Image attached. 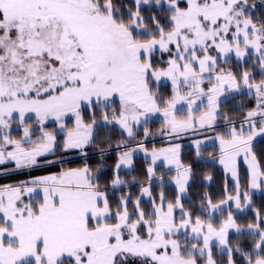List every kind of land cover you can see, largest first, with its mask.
Returning a JSON list of instances; mask_svg holds the SVG:
<instances>
[{
  "label": "snow or ice",
  "instance_id": "snow-or-ice-1",
  "mask_svg": "<svg viewBox=\"0 0 264 264\" xmlns=\"http://www.w3.org/2000/svg\"><path fill=\"white\" fill-rule=\"evenodd\" d=\"M131 3L134 10L122 0L119 6L116 0H0V164L32 169L40 157L54 154L57 132L46 129L49 120L62 132L65 150H83L93 141L97 113L103 125H118L131 139H136L134 127L146 125L153 113H162L161 134L172 138L211 128L220 115L221 96L243 88L255 107L238 121L225 115L227 131L216 137L235 195L213 203L205 194L204 216H193L182 203L192 169L180 160V144L149 153L143 142L128 148L120 141L117 148L128 150L117 157L110 180L114 192L136 183L120 177L122 167H132L135 151L151 157L148 183L135 197L129 191L110 199L88 165L0 185V264H237L236 253L243 264H264V215L257 210L254 222L240 225L225 209L234 201L240 210L241 196L245 205L252 203L239 182L241 155L248 186L264 185V170L252 152L253 140L264 136V79L256 81L247 69L220 67L230 54L238 61L254 54L264 76V18L254 22L248 0ZM145 8L148 15L142 14ZM157 52L168 57L159 65ZM161 79L171 83L167 99L158 91ZM205 98L207 107L201 110ZM177 105H186V116H178ZM14 125L19 137L12 135ZM150 135L145 127L144 137ZM194 143L199 155L203 141ZM160 160L177 172L174 201L163 191L153 195ZM145 198L150 207L144 206ZM233 230L252 237L249 250L230 241ZM217 254L226 259L218 260Z\"/></svg>",
  "mask_w": 264,
  "mask_h": 264
},
{
  "label": "trees",
  "instance_id": "trees-1",
  "mask_svg": "<svg viewBox=\"0 0 264 264\" xmlns=\"http://www.w3.org/2000/svg\"><path fill=\"white\" fill-rule=\"evenodd\" d=\"M253 0H248V2H251ZM117 5L121 3V0H116ZM122 3L124 5H127L129 7H133L131 0H122ZM134 10V7H133ZM251 8L248 9V14L250 12ZM123 11V9H121ZM152 11H156L155 8L152 9ZM144 15H148V9L145 8L143 10ZM254 16V21L255 15ZM167 55H162L161 53L157 52L154 56V63L158 64L160 63L161 59L167 60ZM162 66V65H161ZM220 67L223 68L225 71L228 69H231L235 72H237V69L243 68V66L240 64L239 61H236L234 58H231L228 60V63H221ZM250 67V66H249ZM247 68V67H246ZM248 69V68H247ZM171 93L169 90H165L163 93H161V98L165 99L166 97H169ZM162 106V105H161ZM255 107V100L254 97H250L249 95H246L245 93L241 92L236 95H233L231 98L226 99L222 101L220 104V115L217 116V122H220L222 126L217 127V129L221 130L227 125L225 119L223 118L225 115L229 117L233 121H238L243 118L245 112L251 108ZM178 116H182V113L178 111ZM160 121L159 119H155L153 122ZM224 126V127H223ZM239 126V125H237ZM221 127V128H220ZM211 133V130H205L198 134H190V135H184L176 138H158L155 141H147V146H150L151 144H154L156 146H161L167 143L177 142V141H184L188 140L190 138L201 136V135H207ZM139 134L141 132L139 131ZM165 137V136H164ZM139 141H142V137L138 135V138H136L134 141L130 140V143H137ZM109 143V142H108ZM103 146L105 148H108V144L104 143ZM182 154H181V162L185 166H191L192 172L190 176V181L188 182L187 187V196L183 199V204L186 209H190L193 213V216L201 215L204 216L203 213L200 211V205L202 203V200L205 197V194H207L209 197H211L213 203H218L220 200L224 199L225 196L228 193L233 192L235 187L230 184L228 178L222 171V169L219 167L217 163L212 162L209 160L208 156L209 153H211L214 148L213 145H208L203 148L199 149V155H197V150H195L193 147H191L188 144L183 143L182 144ZM104 149V148H103ZM88 155L82 159H76V160H69L62 163H56L49 166L39 167L36 169H47V168H58V167H64V166H82L84 164L88 165L92 172H99L97 174L99 176L98 183L100 184V187L102 189H106L110 194V199H115L117 196L121 194V192H110V180L113 176V167L115 166L117 157H116V151H110L108 153H104L101 155L100 152L94 153L92 150L87 151ZM252 152L256 155L257 160L260 162L261 169L264 170V138H261L257 140L253 146H252ZM57 153L50 155L49 158L56 156ZM105 155V156H104ZM59 157H63L62 154H60ZM105 167L103 170H101L102 167ZM100 167V168H99ZM98 169H100L98 171ZM164 167L162 165H158L155 169L156 172H160L163 170ZM240 177H241V184L243 188H247V180H246V171L242 165H240ZM125 178H135L138 183H136L133 186H130V191L133 192V194H138L140 191V184L141 182H146L145 179H147L146 169L141 167L133 168L130 172L120 173ZM172 172H168L163 175V177H167L169 175H172ZM211 177V179H207V177ZM26 177V171H18L15 173H8L0 175V183L4 180H14V179H24ZM159 188V187H158ZM160 188L165 189V195L167 200L174 201L177 191L175 187L170 183H165L160 186ZM227 189V191H226ZM227 192V194H226ZM149 204V203H144ZM231 210V207H228L226 209ZM260 211L261 215H264V193L260 194H253V200L251 203L250 208L242 213V214H236L235 218L238 224L240 225H247L250 222H254L256 211ZM226 211L224 213H216V216L219 218L223 215H226ZM229 239L231 242L235 243L239 241L241 246L245 250H249L251 243H252V237L248 235L247 233L243 234H237L236 232H230ZM217 253V252H214ZM218 259H220V255H217ZM223 257H221L222 259ZM237 261V264H243V258L240 256L239 253L235 254L234 257Z\"/></svg>",
  "mask_w": 264,
  "mask_h": 264
},
{
  "label": "rangeland",
  "instance_id": "rangeland-1",
  "mask_svg": "<svg viewBox=\"0 0 264 264\" xmlns=\"http://www.w3.org/2000/svg\"><path fill=\"white\" fill-rule=\"evenodd\" d=\"M248 4L252 6V7H250L251 10L249 12V15H255V19L256 20L254 22L259 23L260 20L262 18H264V0H253L251 2H248ZM161 15H163V13H161ZM251 51L252 50H250V52ZM231 58H234L236 61H238L234 54H230L229 59H231ZM255 59H256V57L253 54V55L246 56L244 58V60L239 61L240 64L243 66V68H241V69L238 68L237 72H240V71L245 70V69L248 68L247 70L253 71L255 80L259 81L260 79H264V76L261 75L258 65L255 64ZM221 63H223V62H221ZM154 88H156L155 84H154ZM165 90H169V92L171 93V83L167 79H161V81L158 82L159 94L161 95V93H163ZM241 92H243L246 95H248L247 94V89H243L242 88L238 93H241ZM238 93L237 92H231V93H227L226 92V93H224L223 96H221V101L229 99L233 95H236ZM167 98L168 97H166L165 99H167ZM117 103H118V100H117ZM161 107H163V105ZM206 107H207V103H206V98H205V102L200 105V109L201 110H205ZM177 109H178V111H180L182 113V116H180V117L186 116V114H187L186 105H177ZM197 114H199V113H197ZM29 115H31V114H29ZM84 118H85V122L86 123H90L91 122V117H90V115H89V113L87 111L84 112ZM155 119H159L160 121L153 122ZM96 120H97V126L93 130L94 139H93V141L90 144L86 145L83 148V150H81V149L65 150L64 147H63V143H62V141L64 139V136H63L62 132H60L58 130V125H56V123L54 121H52V120L47 121L46 122V129L48 131L57 132L58 145H57V147L55 149V152H54V154L57 153V155L54 156V157H51V158H49V156L53 155V154H47V155H45L43 157H40L39 158V166L34 167L32 169H16L14 162H5L3 164H0V174H8V173H15V172H18V171H26V177H27V178H24V179L4 180L2 182L3 184L0 183V185L15 184V183H17L19 181L29 180L32 177L47 175L49 173H55V172L60 171L61 169L83 167L86 164H84L82 166H77L76 165V166H64V167H58V168L36 169V168H39V167L49 166V165H53V164H56V163H62V162L64 163V162L69 161V160L82 159V158H84V157H86L88 155L87 151H89V150H92L94 153H98V152L101 153V150H104L103 151L104 153H108L110 151H116V157H118V155H119V153L121 151L128 150L126 148H117V144L120 141H124L128 145V148H136V146L140 142H143L144 147L148 150L149 153L152 151L153 148L159 149V148L168 147L171 144H180V146H181L180 160H181L182 147H183L182 144L183 143L188 144L191 147H193L195 150H197L194 141L200 140V141H203V143L200 145L199 149L203 148L205 146H208V145H213L214 150L211 153H209V156H208L209 160H211L212 162L217 163L219 165V167L222 169V171L224 172V174L228 178L230 184L235 187V180L233 179L231 173L226 171V169L224 168V165H222L220 163V156H221L220 143H219V140L216 139V137L219 136V135L224 134L227 131V127L223 128L221 130L217 129V127L222 126L220 122H217V120L214 122V125L211 128H209V127H205V128L197 127V129H195V130H189V131H186V132H182L177 137L184 136V135H190V134H198V133H201V132H203L205 130H211V133H209L207 135L196 136V137L190 138L188 140L167 143V144H164V145H161V146H156L154 144H151L150 146H147L146 143L149 140L155 141L156 139L162 138V137L163 138H172V137H169L168 135H162L161 134L160 130L164 126L163 125L164 118H163L162 113H153V114H151L148 117V121H147L146 125L141 123V125H138V126L134 127L133 131H134V134H135L136 138H138V135H140L142 137V141H139L137 143L136 142L135 143H130V140L134 141L135 139L129 138L127 136L126 132H124L118 125H115V124H111V125H107V126L103 125L101 123V117H100L99 113H97ZM31 122L34 123V118L32 119ZM67 123H68V127H72L73 126L71 120L67 121ZM223 125H226V124H223ZM145 127H147L149 129L150 133H151V135L148 136L147 138L144 137V128ZM139 131L141 132V134H139ZM12 135L14 137H19V135H21V133L16 129L15 125L13 126ZM33 135L35 137V136L39 135V132H35ZM261 138H264V136H257L253 140L252 146L257 140H259ZM104 143L108 144V146H107L108 148H105V146H103ZM60 154H62L63 157H59ZM132 159H133L132 167L131 168L122 167L121 170H120V173L121 172H123V173L130 172L133 168H136L137 166L138 167L142 166L144 169H147V167H149L151 165V157H150V155H146L145 152L143 150H141V149H138L137 151H135L133 153ZM47 161H54L55 163L48 164ZM44 163H47V164L42 166ZM158 165H162L164 167V169L161 170L160 172H156V176L153 178V180L151 182L152 183L153 195L156 196L161 191H163L165 193L166 192L165 189L160 188V186L162 184H165V183L172 184L175 187L176 191H177V187H176V185H175V183L173 181V178L177 175V172H176L175 168L172 167V169L169 170V166L163 160L157 161V164L155 165V169H156V167ZM240 165H242L244 167V169H245V171L247 173V175H246L247 176L246 177L247 188H243L242 184H241V177H240V170H239ZM104 168L105 167H102L101 170H103ZM112 169H114V167ZM237 169H238L239 182H240V185H241V189H242V191H247L249 193L251 201L253 200V194L264 193V185H261V187L256 188V189H252V188H250L248 186L249 171H248L247 164L244 161L243 155H241V157H239L238 160H237ZM168 172H172L173 174L167 176L166 178L163 177V181H161L159 179V177L163 176L164 174H166ZM93 174L97 175V174H99V172L98 173L97 172H93ZM120 177L123 180L129 181V182H131L133 180L132 178H128V177L125 178L121 174H120ZM145 180H146V182H141L140 184L144 183V185H146L148 183V180L147 179H145ZM189 181H190V179H189ZM136 183H138V181H136ZM136 183H129L128 187H121L120 190L115 191V192H120L121 190L124 191V192H129L130 191L129 187L135 185ZM187 187H188V185H187ZM109 191L110 192H114L111 186L109 188ZM235 191H236V189H234L233 192L228 193V194L235 195ZM130 192L132 193L133 197H135L136 195L139 194V193L138 194H135V193L133 194L132 191H130ZM187 192H188V190L186 191V193L182 197V203H183V199L187 196ZM177 194H178V191H177ZM226 194H227V192H226ZM26 199H27V197H26ZM145 202L148 203L147 202V198H145ZM241 205H242V208L240 210H237L236 206H235V202L231 201V202H229L228 205L225 206V209H227L228 207H231V211L233 212V215L235 216L236 214H242V213L246 212L251 206V204L245 205V201H244L243 196H241ZM144 206L145 207H150V204H144ZM176 216L179 218V216H180L179 210L176 211ZM231 232H235V231L233 230ZM214 252L218 253V250L214 249ZM217 255H216V258L218 259ZM220 259H221V257H220ZM220 259H218V260H220ZM222 259H226V257H223Z\"/></svg>",
  "mask_w": 264,
  "mask_h": 264
}]
</instances>
